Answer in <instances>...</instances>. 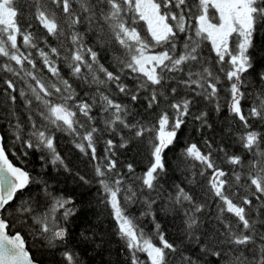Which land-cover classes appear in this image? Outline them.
<instances>
[{"label": "snow or ice", "instance_id": "1", "mask_svg": "<svg viewBox=\"0 0 264 264\" xmlns=\"http://www.w3.org/2000/svg\"><path fill=\"white\" fill-rule=\"evenodd\" d=\"M25 9L31 18L27 28L23 27ZM32 21L43 30V35L29 30ZM138 21L146 25L147 35L138 30ZM260 30H264V0H196L194 4H189L188 0H0V57L7 61L0 68L16 76L23 72L21 78L31 94L19 89V97L28 109L27 130L15 110L8 112L10 117L16 118V123L10 124L12 135L28 149L47 150L50 161L43 155L40 159L62 166L66 172L71 169L56 149L55 133L67 132L74 137L75 147L96 161L94 170L102 191L101 202L112 209L117 235L124 241L131 264H199L201 256L186 254L189 252L186 246L169 241L159 223L155 225L154 234L145 233L138 226L137 218L128 215L127 206L142 202L147 211L141 216L153 215L152 206L157 199H163L160 180L166 172L165 150L178 139V132L192 115L197 98L210 103L217 101L216 111H220V86L222 80L226 81L228 111L237 122L235 133L230 130L229 135H235L245 152L251 154V159L245 164V156L229 154L220 147L218 151L224 153L223 161L232 166L226 172L217 165L213 157L215 150L209 141L205 140L207 152L196 143L188 144L183 150L186 158L201 166L198 173L192 172L189 183H199L197 175L207 178L204 195L215 198V219L223 230L217 228L211 233L205 231L196 235L203 224L198 214L203 213L207 204L201 202L196 192L185 190L179 184L174 185V194H168V204L163 210L183 209L186 237L195 240L201 253L210 252L224 264H264V132L255 130L251 123L252 120L264 121V66L253 55ZM89 32L95 37L94 45L86 40ZM181 34L186 35L181 37ZM18 37L22 38L24 50ZM47 37L55 38L58 46H51ZM205 40L211 43L215 53L212 64L200 51ZM41 41L44 47L40 46ZM117 45L122 52L115 56L119 72H114L100 63L99 50L114 49ZM32 50L57 78L56 82L46 81L36 74ZM62 51L73 76L85 83H89L90 77V82L97 85L91 102L87 92L81 98L69 81L60 76L54 58H59ZM85 68L87 75L82 72ZM97 72L103 74V79ZM125 72L135 82L131 88L122 81L121 74ZM249 76L260 85L251 93L248 88L254 85ZM26 78H31L34 84ZM4 83L7 90H11H6L8 99L15 104L14 82L8 79ZM112 84L133 103L144 96L146 111L155 113L151 127L136 119L139 113L129 104L118 102L111 95L108 88ZM181 87L185 90L183 95L179 91ZM249 97L253 103L245 112L243 105ZM94 108H98V115L92 114ZM207 116L208 113L202 111L193 119L204 125ZM99 120L113 132L117 127L128 129L130 135L122 137L121 148L146 133L155 132L149 141L150 164L135 177L140 182L139 189L131 184L125 186L126 180L112 158L111 139L106 141L103 160L98 156L96 133L100 129L96 124ZM192 167L195 168V164ZM127 168L129 173L133 172L132 164ZM208 170H211L210 175ZM242 179L247 180V191L237 196L232 189L242 186ZM79 180L90 183L84 176H79ZM33 184L40 187L47 202L42 211L39 194L29 191ZM50 187L46 180L34 178L28 170L15 166L0 143V264H39L26 249L21 231H13L12 216L27 223L49 247L63 249L60 251L62 264H84L80 253L68 246L69 230L63 226L77 211L74 201L56 194ZM25 193L27 197L21 199ZM226 214L234 217L235 222ZM96 236L95 231L91 235L81 233V240L95 244L93 251L100 249L97 255H102L104 241L101 237L97 243ZM213 243L219 247L211 248ZM140 254L146 256V261Z\"/></svg>", "mask_w": 264, "mask_h": 264}, {"label": "trees", "instance_id": "2", "mask_svg": "<svg viewBox=\"0 0 264 264\" xmlns=\"http://www.w3.org/2000/svg\"><path fill=\"white\" fill-rule=\"evenodd\" d=\"M23 2V0H20ZM189 4H194L196 0H188ZM195 11V10H194ZM214 15V12L212 13ZM27 9H25V18L23 27H28V22L30 21ZM138 30L142 34L147 35L146 25L143 21H138ZM33 32H38L43 35V30L40 29L39 25L32 21V28L29 29ZM80 31H84L80 28ZM186 34H181V37ZM49 44L53 47L58 46V41L53 37H47ZM86 40L90 45H94L95 37L89 32L86 36ZM18 42L21 44V50H24L22 45V38L18 37ZM183 45V39L180 40V47ZM255 49L253 50V55L259 60V64L264 66V30H260L255 38ZM40 46L44 47L43 41L40 42ZM98 47V46H97ZM33 51V56L36 62V74L41 76L43 79L49 82H56L57 78L52 76L48 72L47 68L44 67L42 60ZM100 51V63L103 64L108 70L119 72L115 56L121 55L122 50L119 46H115L114 49H101ZM201 54L205 57L209 64L214 63L215 53L211 50V43L209 41H203L201 45ZM56 59V66L60 71V76L67 79L72 87L75 89L76 93L83 98L84 94L87 92L88 99L91 102L93 94L96 92L97 85L90 82L85 83L82 79L73 76L71 74V68L64 59V52H61V56ZM6 59L0 57V65L6 63ZM12 66L19 69V66L11 62ZM25 67L31 69L30 65L25 64ZM218 67V66H217ZM84 74H88V70L82 69ZM97 74L103 79V74L97 72ZM23 72L19 76L13 75L0 68V137L3 138L0 143L6 148V154L8 155L10 161L18 166L28 170L34 178L46 180L51 186L50 190L58 195H63L66 197H71L74 201V206L77 211L74 216L70 217L68 222L63 226H66L69 230L68 246L73 248L75 251L79 252L84 264H131L130 254L128 253L124 241L117 235V225L112 216V209L106 203H102V191L99 184L96 182L97 178L95 176L94 165L96 161L91 160L89 155L81 153L73 143L74 137L67 133L57 131L55 133V145L57 151L64 158L65 163L71 169V172H66L62 166H53L50 162H45L41 160L40 157L45 156L47 161H50L51 157L47 150L41 152L36 149H28L19 141H15L14 136L10 128V124L14 125L16 123L15 117H10L8 115L9 110H15L17 116L22 123L25 124L27 130V116L28 109L25 107L23 100L19 97V89H24L27 95H31L24 83ZM122 81L127 83L129 87L134 86V80L131 78L130 74L127 72L121 74ZM11 79L17 91L12 93L17 96V101L12 104L6 95L7 85L4 83L5 80ZM29 83L34 81L31 78H26ZM249 81L253 83L254 87H249L248 91L254 92L255 88L260 87L256 84L253 76H249ZM169 83H172L169 81ZM104 89V86H100ZM227 82H221L220 93H219V103L220 111H216L217 101L208 102L203 100V98H197V102L192 106L190 115L187 118L186 123L178 132V139L173 145L169 146L165 150L164 162L166 172L162 176L160 183L163 185L162 195L163 199H157V202L152 206L153 215L141 216L142 212H146L147 209L142 202L132 203L127 206L128 215L137 218V223L140 228H142L145 233L152 235L155 233L156 223L160 224V230L165 233L166 238L175 242L181 247H187L189 252L186 254H191L194 256H201L199 264H224L223 260L217 258L211 253H201L199 247L195 240H189L185 234L186 225L184 224V212L183 209L177 208V210L164 211L163 209L167 206L168 200L167 196L169 193L174 194V185L179 184L184 187L185 190L194 191L197 193L201 202H206L207 206L200 215L203 224L201 228L196 232L199 235L200 232H212L214 229H220L222 226L215 219L217 214V204L215 198L210 194L205 196L204 193L207 190V178H201L199 175L196 176V180L199 181L197 184H190L189 180L192 179V172L200 171L199 162L192 161L186 158L183 154L184 148L191 143H196L204 152L208 151L205 145V140L212 144L213 157L219 167H221L226 172L232 169V166L223 161L224 153L219 152L220 147H224L229 154H237L245 156V164H247L248 159H251V154L246 153L242 146L237 142L235 135H229L231 130L233 133L236 131L237 122L232 114L228 111L227 100L228 92ZM11 92V90H7ZM108 91L113 95L118 102L129 104L134 112L139 113L136 119H141L149 127L154 123L155 113L152 111H146V101L144 96H141L140 101L131 102L130 97H126L119 93L115 85L109 86ZM181 95L184 94L185 90L181 87L179 89ZM253 100L249 97L244 103V111L247 112L248 108L252 105ZM36 102H33V107H35ZM208 113L207 124L202 125L201 122L195 121L193 116L198 115L200 112ZM93 115H98V108L93 109ZM255 130L264 132V121L252 120ZM211 125V127H208ZM100 129L96 133V149L97 154L101 160L105 156V149L107 147L106 141L111 139L113 141L114 147L112 148V153L114 154L112 158L117 161V171L124 176L126 180V185L131 184L135 189H139V181L135 177L140 176L151 161V144L150 140L154 138L155 132L150 134L146 133L141 139L133 140L127 147L121 148L122 137L128 138L130 133L128 129L122 127H117L116 131L113 132L108 130L102 120L96 124ZM25 138H27L25 136ZM27 152V155L24 153ZM133 165V172L129 173L127 165ZM195 164V168H193ZM239 170V169H237ZM211 174V170H208V175ZM79 176H84L90 183L85 184L79 180ZM247 180L242 179L241 185L239 187H234L232 190L237 194V196H243L246 189ZM42 187V186H41ZM29 191L31 193L39 194L41 201L42 211L46 207L47 202L44 199L43 193L40 191V187L33 184L30 186ZM28 193H25L21 199L26 198ZM155 197V193H153ZM254 199V198H253ZM16 203H19L17 200ZM5 215H9L5 213ZM228 219L235 222V218L231 217L230 214H226ZM255 216V213H253ZM15 224V230L21 231L25 238V246L29 251V254L39 262V264H62V257L60 255V250L53 249L49 247L46 241L37 235L33 229L27 223H21L19 217H10ZM97 233L96 241L100 242V238H103V252L102 255H97L100 249H96L95 244L84 243L81 240V233H86L91 235L92 232ZM207 238H205L206 240ZM217 239H220L217 237ZM156 243H159L156 240ZM211 248H217L219 245L213 243L210 245ZM227 251V249H225ZM142 260L146 261V256L140 254ZM178 264V262H177Z\"/></svg>", "mask_w": 264, "mask_h": 264}, {"label": "rangeland", "instance_id": "3", "mask_svg": "<svg viewBox=\"0 0 264 264\" xmlns=\"http://www.w3.org/2000/svg\"><path fill=\"white\" fill-rule=\"evenodd\" d=\"M215 15V14H214Z\"/></svg>", "mask_w": 264, "mask_h": 264}, {"label": "water", "instance_id": "4", "mask_svg": "<svg viewBox=\"0 0 264 264\" xmlns=\"http://www.w3.org/2000/svg\"><path fill=\"white\" fill-rule=\"evenodd\" d=\"M16 166V165H15Z\"/></svg>", "mask_w": 264, "mask_h": 264}]
</instances>
